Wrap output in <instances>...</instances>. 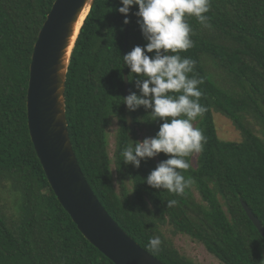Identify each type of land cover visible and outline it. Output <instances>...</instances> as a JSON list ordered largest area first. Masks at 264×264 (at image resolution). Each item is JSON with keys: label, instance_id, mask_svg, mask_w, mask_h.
<instances>
[{"label": "trees", "instance_id": "trees-1", "mask_svg": "<svg viewBox=\"0 0 264 264\" xmlns=\"http://www.w3.org/2000/svg\"><path fill=\"white\" fill-rule=\"evenodd\" d=\"M54 0H0V264H114L78 230L54 195L31 142L26 90L34 42ZM120 0H94L71 49L65 80V114L70 142L93 193L143 249L164 264H193L181 256L162 229L200 241L223 264H264V239L245 213L243 201L264 226V0H210L211 28L186 17L194 46L182 57L196 61L194 73L206 111L198 124L206 136L196 167L182 174L193 179L208 208L189 188L183 196L151 188L149 172L167 157L146 158L139 168L125 164L123 147L143 129L154 136L143 106L125 118L124 74L130 93L136 77L122 56L146 43L131 6L129 23L116 9ZM232 121L240 142L217 137L213 112ZM110 116L119 122L114 161L119 174L129 169L130 191L122 176L113 186L104 137ZM249 117V118H248ZM249 119L252 121L249 122ZM258 124V133L254 129ZM189 157V161H190ZM3 194L12 196L6 200ZM224 200L227 213L216 199ZM177 204L167 207L168 200ZM228 214V216H227ZM159 235V251L147 247Z\"/></svg>", "mask_w": 264, "mask_h": 264}, {"label": "clouds", "instance_id": "clouds-1", "mask_svg": "<svg viewBox=\"0 0 264 264\" xmlns=\"http://www.w3.org/2000/svg\"><path fill=\"white\" fill-rule=\"evenodd\" d=\"M131 6H137L132 14L146 40L122 56V64L135 75L137 92L122 97L127 109L135 111L143 106L150 110V119L159 120L154 136L143 140H128L122 150V161L139 168L141 161L163 153L167 158L160 161L144 182L153 189L167 190L183 196L193 184L182 171L191 168L189 157L203 151L206 136L194 126L198 116L206 108L200 103L203 93L198 87L203 79L194 73L196 61L182 57L194 46L193 29L186 17H195L201 26L211 28L210 0H120L116 9L129 23ZM177 204L175 199L166 202L167 207ZM163 240L159 235L149 238L147 247L153 252L160 250Z\"/></svg>", "mask_w": 264, "mask_h": 264}, {"label": "water", "instance_id": "water-1", "mask_svg": "<svg viewBox=\"0 0 264 264\" xmlns=\"http://www.w3.org/2000/svg\"><path fill=\"white\" fill-rule=\"evenodd\" d=\"M94 0H54L34 42L26 90L27 127L36 155L58 202L81 234L114 264H164L124 232L87 183L70 142L65 80L75 27ZM82 25V24H81ZM130 94L124 74V96ZM129 126L132 119L124 104ZM241 205L264 239V226Z\"/></svg>", "mask_w": 264, "mask_h": 264}, {"label": "rangeland", "instance_id": "rangeland-1", "mask_svg": "<svg viewBox=\"0 0 264 264\" xmlns=\"http://www.w3.org/2000/svg\"><path fill=\"white\" fill-rule=\"evenodd\" d=\"M250 121L252 120L249 119V122ZM213 122L217 137L220 140L233 141V142H240L242 140V135L239 132V130L236 129V127L232 124V121L230 119H228L221 113H218L216 111L213 112ZM193 123L194 126L196 127V125L198 124V119H196ZM118 127H119V122L117 118L115 116H110L107 120L104 129L105 130L104 137L106 142L107 153L110 158L109 168H110L114 189L116 191L118 190L117 179L122 176L125 187L130 191L132 187V178L129 169L126 170L124 169L123 172L119 174L114 161L115 141H116V133ZM258 127H259L258 124H256L254 127V129L257 130V133H258ZM145 137H149V136L145 134L143 129H139L136 133L137 141L143 140ZM198 156L199 153L193 154L190 158V163L193 168L196 167ZM152 159H156V156L153 157ZM189 191L190 194L192 195V198H194V200L197 203L208 208L207 203L201 198L195 186L191 185ZM3 195L5 196L7 202L12 200L11 195L9 194H3ZM216 199L220 204V207L223 209V211L227 213L225 203L222 197L220 195H216ZM162 231L164 232L165 236L169 239V241L172 242V244L175 246L178 253L181 256L185 257L187 260L191 261L193 264H223L213 254L207 251L205 246L200 241L192 238L190 235L185 234L183 232H177L176 234H173L172 227L170 225L165 226L162 229ZM263 259H264V253H263Z\"/></svg>", "mask_w": 264, "mask_h": 264}, {"label": "bare ground", "instance_id": "bare-ground-1", "mask_svg": "<svg viewBox=\"0 0 264 264\" xmlns=\"http://www.w3.org/2000/svg\"><path fill=\"white\" fill-rule=\"evenodd\" d=\"M87 12H88V7H86V8L82 11V13H81V15H80V17H79V20H78V22H77V24H76V27H75V34L77 33L79 27L81 26V24H82V22H83V20H84V18H85V16H86V14H87Z\"/></svg>", "mask_w": 264, "mask_h": 264}]
</instances>
